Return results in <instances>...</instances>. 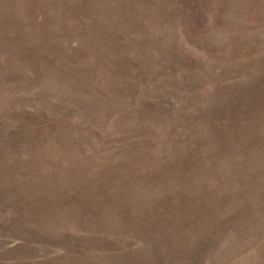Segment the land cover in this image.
Listing matches in <instances>:
<instances>
[{
	"label": "rangeland",
	"instance_id": "1",
	"mask_svg": "<svg viewBox=\"0 0 264 264\" xmlns=\"http://www.w3.org/2000/svg\"><path fill=\"white\" fill-rule=\"evenodd\" d=\"M0 264H264V0H0Z\"/></svg>",
	"mask_w": 264,
	"mask_h": 264
}]
</instances>
